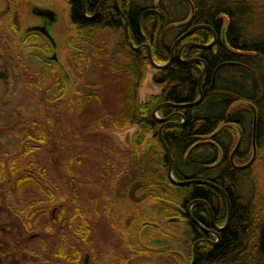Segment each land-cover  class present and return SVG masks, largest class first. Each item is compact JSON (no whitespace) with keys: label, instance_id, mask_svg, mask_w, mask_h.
I'll use <instances>...</instances> for the list:
<instances>
[{"label":"trees","instance_id":"obj_1","mask_svg":"<svg viewBox=\"0 0 264 264\" xmlns=\"http://www.w3.org/2000/svg\"><path fill=\"white\" fill-rule=\"evenodd\" d=\"M67 1L69 19L75 29V36L70 40L74 49L70 61L74 69L99 76L110 72L108 78L118 84V90L113 92L119 99L113 106L106 104L100 83L92 80L82 85L83 97H71L72 90H68V86L73 83L65 67L61 68L54 83L57 95L48 98L56 102L65 96L66 107L70 110H74V103L83 107L96 103L105 107V113L112 114L116 129L130 128L125 142L128 146L133 143L128 156L131 167L128 183L136 210L131 218V233L136 236L150 227L153 216L167 215L171 221L176 210L167 203L187 209L195 200H206L218 224L225 223L228 218L227 200L218 189L202 184L182 187L171 182L168 157L158 135L162 122L154 115L160 104H187L200 98L199 78L204 65L200 61H189L199 58L207 65L201 82L203 100L196 106H165L158 111L161 118L175 113L184 117L174 116L171 120L183 122V125H169L163 131L172 154L175 179L212 181L227 192L232 204V219L222 234L221 244L214 248L200 245L196 264H264V219L256 168L254 163L244 167L236 165L253 151L255 112L256 145L258 151L264 153V31L251 32L257 22L252 0H118L128 20L131 41L135 46L151 45L158 64L170 61L174 44L190 29L199 25L211 27L212 30L198 29L179 41L172 64L164 68L151 64L146 47L135 50L129 46L125 20L114 1L105 2L95 18L86 17L83 0ZM101 1L86 0L89 17L95 15ZM2 3L0 20L19 33L18 0H0V5ZM213 31L217 35L214 45L207 48L187 46L181 58L178 57L180 49L188 43L210 45L214 41ZM105 32L119 33L120 58L115 56L117 53L111 50L110 43L101 38ZM223 64L225 66L215 75ZM149 67L156 71L152 84L158 92L146 98L143 90ZM45 69L47 75L42 84H47L52 77V70ZM93 118L99 120L97 114ZM22 140L24 152L31 155L37 148L35 142L47 140L46 132L41 129L35 133L28 127ZM5 179V171L1 168L0 181ZM11 182L23 191L41 188L53 200L51 182L41 162L30 164L25 175ZM35 206L36 201L29 203L31 218L38 211L34 210ZM191 212L205 226V205L196 203ZM47 213L53 218L48 209ZM181 225L184 227L180 240L188 238L194 247L203 237V230L191 220ZM90 230V221L83 218L77 231L86 238ZM148 235L163 252L175 246L174 235L170 233L155 236L150 232ZM181 243L185 244V240ZM176 244L179 248L180 243L176 241ZM62 246L57 255L68 258V248ZM193 247H190L192 256ZM185 261L178 264H185Z\"/></svg>","mask_w":264,"mask_h":264},{"label":"rangeland","instance_id":"obj_2","mask_svg":"<svg viewBox=\"0 0 264 264\" xmlns=\"http://www.w3.org/2000/svg\"><path fill=\"white\" fill-rule=\"evenodd\" d=\"M252 2L257 22L251 32L259 34L264 31V0ZM36 3L57 10L58 24L50 31L58 37L59 59L72 79L73 84L68 86L71 97H83L82 85L92 80L100 83L106 104L113 106L119 99L113 92L118 90V84L108 78L110 72L99 76L74 69L70 40L75 29L67 0H18L19 33L0 20V169L6 174V179L0 181V264H178L184 259L189 264L192 240L187 238L185 244L181 243L184 226L169 221L170 216H153L150 227L136 236L131 233V218L136 210L128 183V156L133 143L128 146L125 139L130 128L116 129L112 114L96 103L86 107L74 103V110H70L65 96L61 101L49 100L57 95L54 83L61 69L56 64H44L38 57L46 51L42 39L35 34L24 35L36 20L31 12ZM3 6L2 3L0 10ZM101 38L120 58L119 33L105 32ZM45 67L52 70V77L42 84L47 75ZM155 73L148 68L143 90L146 98L158 92L152 84ZM96 114L97 121L93 118ZM28 127L35 133L44 129L47 137L44 142L34 143L37 148L31 155L24 152L22 140ZM37 162L46 167L53 200L41 188L23 191L11 182ZM254 165L264 219L263 152H258ZM31 201H36L34 210L38 209L32 218L28 208ZM83 218L91 226L86 238L77 231ZM150 232L155 236L164 232L174 235L175 246L163 252L148 239ZM62 245L68 248V258L57 255Z\"/></svg>","mask_w":264,"mask_h":264},{"label":"water","instance_id":"obj_3","mask_svg":"<svg viewBox=\"0 0 264 264\" xmlns=\"http://www.w3.org/2000/svg\"><path fill=\"white\" fill-rule=\"evenodd\" d=\"M107 1H110V0H102L100 2V4L98 5V8L96 10V13L94 16L92 17H89L87 15V10H86V0H83V11H84V14L86 15V17L88 18H95L101 8V6L107 2ZM111 1H114L116 3V6H117V10L118 12L122 15V17L124 18L125 20V35H126V38H127V41L129 43V46L135 50H140L144 47H146L148 49V55H149V59L151 61V64L155 67V68H164V67H167L169 65L172 64L173 60H174V57H175V48L177 46V44L179 43V41L183 40L184 38H186L187 36H189L191 33H193L194 31L198 30V29H209V30H212L210 26H207V25H199V26H195L193 27L192 29H190L186 34H184L173 46V49H172V55H171V59L169 62H167L166 64H158L155 59H154V56H153V51H152V47L151 45H148V44H145V45H141V46H135L133 44V42L131 41V38H130V35H129V24H128V20L125 16V14L122 12L121 8H120V5H119V2L118 0H111ZM42 11H45V10H42ZM37 15H41V16H45V13L44 12H37L36 13ZM53 18V17H52ZM55 18V17H54ZM52 20V19H51ZM54 20V19H53ZM49 30V31H48ZM33 31H37V32H41L43 34H45L48 38H50L51 41H53L52 37H51V31H50V26L49 28L46 27L45 25H41V26H35V27H30L26 30L25 33H29V32H33ZM214 33V41L210 44V45H204V44H198V43H188L186 45H184L179 53H178V57L181 58L182 56V52H183V49L187 46H191V45H194V46H197V47H202V48H207L209 46H212L214 45L215 41H216V38H217V35L216 33L213 31ZM54 43V42H53ZM56 46V45H54ZM55 54H56V49H55ZM51 60H56L57 58L54 56V57H51L50 58ZM189 61H200L203 63L204 65V71L202 73V75L200 76L199 78V90H200V98L193 102V103H187V104H172V103H163V104H160L156 107L155 111H154V115L156 117V119H158L159 121L162 122V126L159 128V139L162 143V145L164 146L165 150H166V154H167V157H168V161H169V168H168V175H169V178L171 180V182L177 186H188V185H191V184H202V185H208V186H211V187H214L216 189H218L219 191H221L223 193V195L225 196L226 200H227V204H228V218H227V221H226V224L224 225L222 229H226L230 222H231V219H232V204H231V201H230V198H229V195L227 194V192L222 188L220 187L219 185L213 183L212 181H209V180H204V179H187V180H183V181H178L175 179L174 175H173V158H172V154H171V151L169 149V146L167 145L164 137H163V131L165 129V127L169 126V125H180L182 126L183 125V122L179 123V122H173L171 121V118H173L174 116H179V117H183V115L181 113H176L174 115H171V116H168L166 118H161L159 117L158 115V111L165 107V106H175V107H190V106H196L198 105L202 100H203V93H202V88H201V82H202V78L207 70V65L204 61H202L201 59L199 58H193ZM225 66V64L223 65H220L218 67V69L216 70V73L215 75L218 73V71L223 68ZM62 69H64V67L62 66L61 67ZM256 127H257V114L255 112V115H254V132H253V135H254V142H255V137H256ZM239 146V145H238ZM237 146V148H238ZM254 146H255V143H254ZM236 148V149H237ZM256 154H257V150H256V146H255V150H254V156L252 158V160L246 164L245 166H248L250 164H252L256 158ZM233 156L232 155V159H233ZM196 203H203L205 204V201H201V200H195L193 201L187 208V213L189 215V217L192 219V221L199 227L201 228L202 230H205V227L193 216L191 210H192V206ZM168 206H171L173 208H176L177 206L172 204V203H167ZM210 212L212 214V210L210 209ZM172 221V220H171ZM220 229V228H218ZM205 242V240H199L197 241L195 244H194V247H193V258H192V261L190 264H196L197 262V258H198V247L201 243Z\"/></svg>","mask_w":264,"mask_h":264},{"label":"flooded vegetation","instance_id":"obj_4","mask_svg":"<svg viewBox=\"0 0 264 264\" xmlns=\"http://www.w3.org/2000/svg\"><path fill=\"white\" fill-rule=\"evenodd\" d=\"M42 10H45V11H42ZM38 11L39 12H44L45 16L44 15L43 16L37 15L36 13ZM31 12H32L34 18H36V20H35L34 24L30 25L28 28L35 27V26H41V25H45L48 28L50 26V28H51L52 26H55L56 24H58L59 17H58L57 10L54 7H46V6L42 5L41 3H36L34 6H32ZM18 20H19V23H20V26H21L20 15H19V19ZM27 29H25V31H24V35L26 37L28 35L35 34L38 38L42 39L43 42H45V44H46L45 50L47 52L43 51L40 54V56L38 55L40 60L42 62H44V64H47L48 66H52L53 64H56L61 69V67L63 66V63L59 59V44L60 43L58 42L57 35L52 33L51 37H52L53 41H51L50 38H48L45 34H43L41 32L33 31V32L25 33ZM54 45H56V46H54ZM55 49H56V54H55ZM54 56L57 59L56 60H51L50 58L54 57ZM172 115H174V114H172ZM173 122H177V121H173ZM254 143H255V146H256V150H257V154H256V158H257L259 151H258V148H257V145H256V139H255V142H254V138H253V147H252L253 151L251 152L249 157H247L245 160L236 162V165L238 167H244L246 164H248L252 160V158L254 156V150H255ZM256 158H255V160H256ZM255 160H254V162H255ZM204 205H205V226H204L205 230H203V237H201V239H199V240H205V242L201 243L200 245L204 244L205 246L214 248V247H217V246H219L221 244V242H222V234L226 231V229L229 226L226 229H222L221 230V228H223L224 225L226 224L227 220L223 224H218L217 221H216L215 215H214V211H213V209L211 208V206L209 205V203L206 200H205V204ZM174 209L176 210V213L171 218V220L173 222H177V223H180V224H185V223H188L189 220L192 221V219L189 217V215L187 213V209L186 208L177 206ZM210 209L212 210V214L210 212ZM208 216L210 218V222H208ZM218 228H220V229H218ZM192 258H193V256H192Z\"/></svg>","mask_w":264,"mask_h":264}]
</instances>
